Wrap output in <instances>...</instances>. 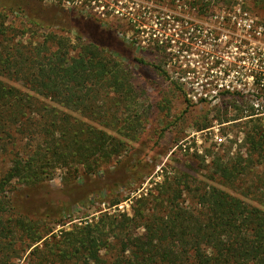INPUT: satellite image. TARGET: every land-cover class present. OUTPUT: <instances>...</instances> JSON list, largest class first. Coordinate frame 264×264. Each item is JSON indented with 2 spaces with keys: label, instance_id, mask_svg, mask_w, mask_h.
I'll use <instances>...</instances> for the list:
<instances>
[{
  "label": "trees",
  "instance_id": "obj_1",
  "mask_svg": "<svg viewBox=\"0 0 264 264\" xmlns=\"http://www.w3.org/2000/svg\"><path fill=\"white\" fill-rule=\"evenodd\" d=\"M209 3L191 0L190 8L203 15ZM27 9L28 0H0V264H264V169L258 199L214 187L191 189L188 176L174 174L140 194L130 216L103 213L44 239L50 232L20 213L11 186L32 189L60 170L68 180L95 176L122 157L119 129H96L86 114L118 113L119 101L110 95H127L130 73L123 44L89 18L73 21L76 51L55 34L21 42L24 34L6 24L2 10L43 25ZM154 48L164 49L159 41ZM235 109L232 118H241L243 106ZM109 122L120 124L114 116ZM135 136V130L124 134L131 142ZM245 136L252 153L263 157L264 131L254 126ZM251 164L215 158L212 168L235 183ZM190 192L194 208L180 200Z\"/></svg>",
  "mask_w": 264,
  "mask_h": 264
},
{
  "label": "rangeland",
  "instance_id": "obj_2",
  "mask_svg": "<svg viewBox=\"0 0 264 264\" xmlns=\"http://www.w3.org/2000/svg\"><path fill=\"white\" fill-rule=\"evenodd\" d=\"M103 1L108 6L104 9L88 0H28L27 13L43 25L31 23L24 14L2 10L6 24L24 34L21 42L33 44L55 34L67 38L75 51L73 21L89 18L123 44L129 63L125 70L130 73L127 95L120 99L110 95L119 101L118 113L95 109L86 114L96 129L108 134L119 129L124 155L95 176L68 180L60 170L32 189L11 186L9 195L20 213L40 220L41 232H50L47 239L103 213L130 216L140 194L154 191L156 184L174 174L188 176L191 189L214 187L258 199L264 153L263 157L253 154L245 135L254 126L264 131V86L248 80L249 70L261 64L246 50L250 43L259 47L264 41H247L250 28L246 24L251 20V29L260 26L264 0H210L203 15L190 8L191 0H138L151 13L139 24L131 22L138 11L128 15L123 1L121 5L119 0ZM156 41L164 49L156 51ZM239 106L243 115L234 119ZM111 116L119 120L118 127L109 122ZM250 119L257 122L247 123ZM206 124L208 128L198 130ZM132 130L136 136L131 142L124 134ZM215 158L229 164L252 163L251 171L235 183L225 182L213 172ZM127 165L130 171L135 167L136 173H130ZM117 200L121 202L114 205ZM180 200L194 208L192 192Z\"/></svg>",
  "mask_w": 264,
  "mask_h": 264
},
{
  "label": "built area",
  "instance_id": "obj_3",
  "mask_svg": "<svg viewBox=\"0 0 264 264\" xmlns=\"http://www.w3.org/2000/svg\"><path fill=\"white\" fill-rule=\"evenodd\" d=\"M89 3L92 2V6L95 7H100L102 9H104L105 7H108L106 4H104L103 0H88ZM121 1H123L126 7V10H130L127 14L129 15L130 12H134V10L138 11L137 13H135V15L133 14L130 20L133 23H141V21L145 19L146 16H150V8L146 6L145 3H143V1H138V0H119L118 3H120ZM121 5V3H120ZM240 10V9H238ZM140 12V13H139ZM126 15V14H125ZM123 17V15H122ZM247 27L250 28L249 33L247 34V41L251 42L252 40H262L264 41V20L262 21V23L260 24V26L258 27H252L253 25V21L249 20L247 22ZM247 54L249 56H251L252 58L255 59L256 64H261L259 66H257V68H253L252 70H249L248 72V80L250 82H259V86L263 87L264 86V43L260 44L259 47H255L254 44L250 43V45L247 48ZM260 69V70H259ZM260 76L261 79H259L258 77Z\"/></svg>",
  "mask_w": 264,
  "mask_h": 264
}]
</instances>
